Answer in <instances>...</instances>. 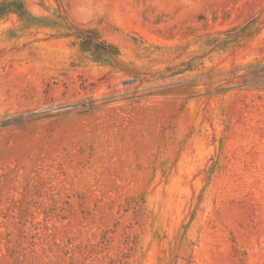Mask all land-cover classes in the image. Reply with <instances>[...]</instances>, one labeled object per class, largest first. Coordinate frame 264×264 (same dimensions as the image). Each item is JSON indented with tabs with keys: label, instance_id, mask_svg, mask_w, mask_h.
Wrapping results in <instances>:
<instances>
[{
	"label": "rangeland",
	"instance_id": "1",
	"mask_svg": "<svg viewBox=\"0 0 264 264\" xmlns=\"http://www.w3.org/2000/svg\"><path fill=\"white\" fill-rule=\"evenodd\" d=\"M0 264H264V0H0Z\"/></svg>",
	"mask_w": 264,
	"mask_h": 264
}]
</instances>
